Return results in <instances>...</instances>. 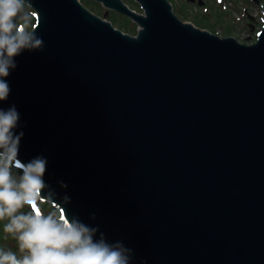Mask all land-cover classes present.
I'll return each instance as SVG.
<instances>
[{
	"label": "water",
	"instance_id": "1",
	"mask_svg": "<svg viewBox=\"0 0 264 264\" xmlns=\"http://www.w3.org/2000/svg\"><path fill=\"white\" fill-rule=\"evenodd\" d=\"M92 1L137 34L30 0L42 45L9 69L0 106L20 113L19 159L47 160L42 200L129 264H264V27L245 45L169 0Z\"/></svg>",
	"mask_w": 264,
	"mask_h": 264
},
{
	"label": "clouds",
	"instance_id": "2",
	"mask_svg": "<svg viewBox=\"0 0 264 264\" xmlns=\"http://www.w3.org/2000/svg\"><path fill=\"white\" fill-rule=\"evenodd\" d=\"M26 4L30 6V0H0V105L11 93L7 77L9 69L16 67L14 58L24 49L42 45L30 23L36 12H25ZM19 121L15 104L0 106V220L8 219L4 231L16 237L24 253L18 258L0 249V264H129L128 250L121 245L94 241L93 230L70 222L63 211L46 214L39 207L47 160L36 157L24 163L19 159L24 136L16 132ZM14 168L21 173L19 180L13 176ZM25 207L27 214L20 211Z\"/></svg>",
	"mask_w": 264,
	"mask_h": 264
},
{
	"label": "rangeland",
	"instance_id": "3",
	"mask_svg": "<svg viewBox=\"0 0 264 264\" xmlns=\"http://www.w3.org/2000/svg\"><path fill=\"white\" fill-rule=\"evenodd\" d=\"M83 4L96 14L103 16L104 10L100 4L93 3L92 0H82ZM128 2L132 0H126ZM173 5V11L177 17L183 21L194 23L197 27L210 30L220 37H234L240 43L250 45L256 43L258 35L264 27L261 19L264 18V4H256L251 0H169ZM201 1V3H200ZM138 12H143L140 5L135 4ZM32 10L25 5V12ZM110 20L109 18H107ZM116 27L130 35H136L138 26L133 22H127L123 17H115ZM111 21V20H110ZM35 22V21H34ZM31 23V28L34 27ZM13 176L17 180L21 173L13 169ZM39 207L43 211L53 214H60V210L48 203L39 202ZM27 214V207L20 210ZM9 221L7 218L0 220V249L10 251L21 258L18 241L13 234L6 233L4 226Z\"/></svg>",
	"mask_w": 264,
	"mask_h": 264
},
{
	"label": "flooded vegetation",
	"instance_id": "4",
	"mask_svg": "<svg viewBox=\"0 0 264 264\" xmlns=\"http://www.w3.org/2000/svg\"><path fill=\"white\" fill-rule=\"evenodd\" d=\"M126 5H128L131 9H133V10H135L136 11V9H135V4H137L134 0H132V1H130V2H128V1H126V0H122ZM93 3H95V4H100V6L103 8V10H104V15L103 16H100V17H102L103 19H106V20H108L107 18H109L110 20H108V21H110V22H112L114 25H115V27H116V24H118L117 22H116V19H115V17L116 16H120V17H123L127 22H133L130 18H128L126 15H124V14H122V13H120V12H118V11H115V10H109V9H106L103 5H102V3H97V2H95V1H93ZM98 15V14H97ZM134 23V22H133Z\"/></svg>",
	"mask_w": 264,
	"mask_h": 264
},
{
	"label": "trees",
	"instance_id": "5",
	"mask_svg": "<svg viewBox=\"0 0 264 264\" xmlns=\"http://www.w3.org/2000/svg\"><path fill=\"white\" fill-rule=\"evenodd\" d=\"M262 1V3L264 4V0H261Z\"/></svg>",
	"mask_w": 264,
	"mask_h": 264
}]
</instances>
